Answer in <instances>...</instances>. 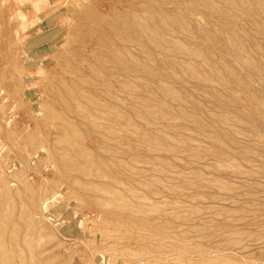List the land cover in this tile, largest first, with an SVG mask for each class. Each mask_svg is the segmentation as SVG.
I'll list each match as a JSON object with an SVG mask.
<instances>
[{
	"label": "rangeland",
	"instance_id": "374dc122",
	"mask_svg": "<svg viewBox=\"0 0 264 264\" xmlns=\"http://www.w3.org/2000/svg\"><path fill=\"white\" fill-rule=\"evenodd\" d=\"M251 2L0 0V264H264V72L227 42L234 75L190 71L199 31L264 45Z\"/></svg>",
	"mask_w": 264,
	"mask_h": 264
},
{
	"label": "bare ground",
	"instance_id": "6f19581e",
	"mask_svg": "<svg viewBox=\"0 0 264 264\" xmlns=\"http://www.w3.org/2000/svg\"><path fill=\"white\" fill-rule=\"evenodd\" d=\"M197 1V0H196ZM231 1V0H230ZM255 1V2H254ZM167 2V1H166ZM163 3V2H162ZM207 3H208V5H209V2L207 1ZM252 5H253V3H255L253 6L255 7L254 8V12H253V14H254V16H256L257 17V20H256V22H255V27H253V29L255 30L254 31V33L255 32H257L258 33V35L260 36V33H262L263 34V38H264V0H252ZM199 4V3H198ZM231 5H232V3H231ZM202 6V5H201ZM210 6V5H209ZM233 6V5H232ZM160 10L162 11V9L160 8ZM183 11V10H182ZM231 11V10H230ZM175 12V11H174ZM188 12V11H187ZM191 12H193V11H191ZM128 13V12H127ZM168 13V12H167ZM184 13V12H183ZM207 13V12H206ZM211 13V12H210ZM88 14V13H87ZM90 14V13H89ZM125 14V13H124ZM158 14V13H157ZM175 14V13H174ZM173 14V15H174ZM176 14H177V11H176ZM181 14V13H180ZM213 14V13H212ZM211 14V15H212ZM226 14V13H225ZM86 15V14H85ZM171 16V18L170 17H168V18H170V19H172L173 18V15H172V13L170 14ZM182 15V14H181ZM228 15V14H227ZM231 14H229V16H230ZM124 16V15H123ZM158 16V15H157ZM164 16H166V15H164ZM164 16L162 15V17H160V18H162V20H163V18H164ZM176 16V15H175ZM174 16V17H175ZM179 16V15H178ZM189 16V15H188ZM221 16H223V15H221ZM126 17H128V16H126ZM141 17H143V16H141ZM146 17H148L147 15H146ZM155 17V16H154ZM154 17H153V19H154ZM211 17H213V16H211ZM227 17V16H226ZM231 17V16H230ZM233 17V16H232ZM262 17V19H261V21H260V18ZM123 18H125V16L123 17ZM122 18V19H123ZM145 18V17H144ZM167 18V19H168ZM183 18V17H182ZM203 18V17H202ZM215 18V17H214ZM222 18V17H221ZM234 18V17H233ZM146 19V18H145ZM145 19H144V21H145ZM151 20V22L152 21H156V19L157 18H155L154 20ZM165 20H166V18H164ZM176 19H177V16H176ZM179 19V18H178ZM178 19L176 20V21H178ZM224 19V18H223ZM225 19H227V18H225ZM224 19V20H225ZM235 19V18H234ZM140 20V19H139ZM142 20H143V18H142ZM159 20V19H158ZM157 20V21H158ZM162 20H159L160 21V23H161V21ZM179 20H181V18L179 19ZM188 20V19H187ZM215 20H216V18H215ZM230 20H232V19H230ZM152 22V23H158V22ZM164 21V20H163ZM186 21V20H185ZM209 21V20H208ZM207 21V22H208ZM228 21V20H227ZM243 21V20H242ZM143 22V21H142ZM147 22V20L145 21V24H147L146 23ZM172 22H173V20H172ZM179 22V21H178ZM184 22V21H183ZM186 22H188V21H186ZM191 22V21H190ZM211 22H212V19H211ZM171 23L170 21L169 22H165V23H162L161 25L163 26V24H164V26H165V24H167L168 26H167V29H170V31H173V30H175V29H177V27L179 28H181V30L183 29V31L185 32V33H188V34H192V35H196L198 32L195 30L196 29V27H194V23H193V25H192V23L191 24H187V23H185V24H187V25H182V26H177V25H175L174 24V22H173V24H169ZM197 23V22H196ZM234 23V22H233ZM139 24H141V23H139ZM144 23L143 24H141V26L139 25V27H140V29L139 30H143V25H145ZM149 24V23H148ZM151 24V23H150ZM209 24H210V22H209ZM213 24H215V21H214V23ZM222 24V23H221ZM125 25V23L123 24V26ZM129 25V24H128ZM225 25V28L227 27L226 26V24H224V22H223V26ZM111 26V25H110ZM114 26V25H113ZM112 26V27H113ZM123 26H122V28L120 27V29L122 30L123 29ZM160 26V25H159ZM162 26H160L161 27V30H159V29H157V27L153 30V27L150 29V26L149 25H147V28L149 29V30H151L152 32H154V33H152V34H155V37H157L156 35H158L159 34V32L161 33V31H162V28L164 29V32H167V30L165 31V28L166 27H162ZM196 26V25H195ZM229 26V25H228ZM232 26V25H231ZM89 27V26H88ZM109 27V26H108ZM116 27V26H115ZM124 27H126V26H124ZM142 27V28H141ZM145 27H146V25H145ZM216 28H217V25L215 26ZM221 26L219 25V28H220ZM129 28V27H128ZM210 28H211V25H210ZM228 28V27H227ZM250 28H251V26H250ZM109 30L111 29V31H112V28H108ZM118 30V31H121V30ZM132 28H130L129 30H131ZM159 30V31H157V30ZM213 29V28H212ZM211 29V30H212ZM218 29V28H217ZM229 29V28H228ZM87 30H89L90 32H91V27L89 28V29H87ZM109 30H108V32H109ZM138 30V29H137ZM136 30V31H137ZM147 29H145V30H143V32L144 33H148L147 35H151V37H154V35H152V34H149V32L151 33V31H146ZM178 30V29H177ZM210 29H209V35L212 33V31H211ZM214 30H216L215 28H214ZM88 31V32H89ZM146 31V32H145ZM182 31V32H183ZM198 31H199V29H198ZM218 31V32H217ZM243 32H245L244 30H242ZM248 31V30H247ZM88 32H87V35L89 36L90 34H88ZM89 32V33H90ZM116 32V30H115V28H114V33ZM122 32H124V30L122 31ZM125 32H126V28H125ZM211 32V33H210ZM215 32H217V35H215L216 33ZM213 31V33H215L214 35V37H212V36H210V37H212V39H210V37L208 36V34L206 35L205 33H201V31H199V33L201 34L200 35V37L198 36L199 35V33H198V35L196 36V37H198L200 40H202V42H201V45H202V43L204 44V47H205V45L206 44H208V46H210L212 49H213V47L214 48H218V50H221L220 49V47L221 46H226L225 44L223 45L222 43H228L230 46H231V50L233 49L234 51H232V52H234L233 54H237V53H235L236 52V50H238V48H239V52H240V58L241 57H244V56H247V59H248V62H250L251 64H252V66H253V69L254 70H256V71H258V72H260L261 70L264 72V45H259V43H258V41H260L257 37L255 38L254 36H252V38H255L256 40H255V42H254V39H251V42H252V40H253V42H252V46H253V48H252V50H254L255 52H262V58L261 59H263V62H262V67L260 66V62H259V59L257 58V55L258 56H260L259 54H261L260 52L258 53V54H256V56L255 55H251L252 54V52H254V51H251V54H250V52L248 51V49L246 48L247 46H245V44H243V40H242V35H240L239 33H237V34H239V36L235 33V31L234 30H224V27H223V29L221 28V29H218V30H216V31ZM253 32V31H252ZM128 33V32H127ZM130 33V36L132 35V34H134L135 32H129ZM128 33V34H129ZM132 33V34H131ZM158 33V34H157ZM207 33V32H206ZM105 34V33H104ZM123 34V33H122ZM124 34H126V33H124ZM127 34V35H128ZM138 34H141V32L139 33V31H138ZM145 34V35H146ZM261 34V35H262ZM109 35H110V33H109ZM108 35V37H110L111 38V36H112V34L109 36ZM127 35H125V42L126 41H129V39L128 40H126V36ZM137 35V34H136ZM142 35L144 36V34L142 33ZM251 35V34H250ZM253 35V34H252ZM257 35V34H256ZM255 35V36H256ZM257 35V36H258ZM97 36V39H98V37H100V35H96ZM115 36V35H114ZM130 36H129V38H130ZM132 36H134V35H132ZM132 36H131V38H132ZM159 36H161V35H159ZM248 36V35H247ZM145 37V36H144ZM241 37V38H240ZM158 38V37H157ZM260 38V37H259ZM263 38H260V39H263ZM139 39V38H138ZM145 39H146V37H145ZM153 39V38H152ZM163 39V40H162ZM131 40V39H130ZM154 40H155V38H154ZM154 40H152V41H154ZM161 40V41H160ZM166 39H165V36H163V37H160V39L158 40H155L154 42H158V43H160V42H162L163 43V41H165ZM215 40V41H214ZM249 40V39H248ZM258 40V41H257ZM108 41V40H107ZM145 41V40H144ZM148 41H149V39H148ZM174 41V40H173ZM173 41H171L172 43H173ZM180 41H182V40H179V42ZM262 41V40H261ZM110 42V41H109ZM122 42H124V38H123V41ZM147 42V41H146ZM170 42V47H173L174 48V46H171V43ZM178 42V43H179ZM187 42V41H186ZM214 42H216V43H214ZM126 43H128V42H126ZM175 43H176V45H175ZM174 43V45H175V49H176V46H177V41ZM182 43V44H181ZM180 43V46H179V48L177 47V49H180L181 50V52H188V51H190V48H191V45H193V44H190V46H189V44H188V42H187V44H188V46L184 43V40H183V42H181ZM184 43V44H183ZM206 43V44H205ZM247 43L248 44H250V42L249 41H247ZM254 43V44H253ZM110 44V43H109ZM121 44V43H120ZM149 44H150V41H149ZM164 45H165V43H163ZM166 44H167V42H166ZM211 44H213V47H212V45ZM264 44V43H263ZM114 45V46H113ZM159 45V44H158ZM161 45V44H160ZM160 45H159V47H160ZM163 45V46H164ZM173 45V44H172ZM110 46H112L110 49H114L115 48V46H117V47H119L120 45H118V44H112V45H110ZM110 46H108V47H110ZM122 46H123V44H122ZM121 46V47H122ZM124 46H127L128 47V44L126 45V44H124ZM207 46V45H206ZM207 46V47H208ZM239 46V47H238ZM121 47H119V48H121ZM158 47V48H159ZM193 47H194V45H193ZM205 48V51H204V49L201 47V49H199V47L197 48V46H196V49H198V53L197 52H195L196 50L195 49H193V51H194V53L196 54H193V55H191V56H195V58H196V56H197V54L199 55V56H201L202 58H204V64H203V66H201V67H199L198 66V64L195 66L194 65V63H192L193 64V66H191L190 67V71H191V73L193 74V75H199V78H200V76H201V78L202 77H205V71H204V69L206 68V66H208V67H210L211 68V70L210 71H212V73L214 74V75H216V76H218V78L220 77V79H222V80H225V78L222 76V73L225 71V69H227V70H229V75L232 73V75H234L233 73L235 72V69L233 68V67H231L232 65H235V64H231V66L230 65H227V64H225L226 62H224V63H222V62H219V60H221V61H223V56H222V58L221 59H219V60H217L216 62L213 60L214 58H212L210 55L215 51H213L210 55L209 54H207V51H206V49L208 50L210 47H208V48ZM124 47H122V49H123ZM148 48H149V46H148ZM157 48V47H156ZM155 48V49H156ZM166 48H168L167 46H166ZM172 48V49H173ZM195 48V47H194ZM209 49L208 51H212V49ZM109 49V48H108ZM122 49L121 50H119L118 48H116L114 51H116V50H119V52H118V54H119V56H123L120 52H122ZM161 49H163V48H161ZM171 49V48H170ZM255 49H257V50H259V51H256ZM126 49H124V51H125ZM149 50V53L150 54H152L151 52H150V48L148 49ZM183 50V51H182ZM109 51V50H108ZM113 51V50H112ZM111 50L109 51V53L110 54H112L113 52H112ZM153 51V50H152ZM157 51V50H156ZM158 52V51H157ZM192 52V51H191ZM238 52V53H239ZM115 54H114V56L116 57V58H119V60L122 62V61H124V60H121L122 58L124 59V57H119V56H117L118 54L116 53V52H114ZM125 53H126V51H125ZM153 53H154V51H153ZM208 53H210V52H208ZM121 54V55H120ZM123 54H124V52H123ZM158 54V53H157ZM215 54H217V53H214V55ZM143 55H144V53H143ZM213 55V54H212ZM111 56V55H110ZM148 56H150V55H145V57L143 56V58H145L146 59V57H148ZM235 56V55H234ZM115 57H113L112 56V59L113 58H115ZM151 57H153L154 58V54H153V56L151 55L150 56V58ZM167 57V56H166ZM206 57V58H205ZM215 57H216V55H215ZM121 58V59H120ZM142 58V59H143ZM149 58V57H148ZM147 58V59H148ZM152 58V59H153ZM111 59V60H112ZM137 59V58H136ZM135 59V60H136ZM146 59V60H147ZM114 60V59H113ZM113 60L111 61L112 63H114V62H120V61H115L114 60V62H113ZM126 60H127V58H125V61L124 62H126ZM144 60V59H143ZM145 60V63H148V61H146ZM149 60V59H148ZM154 60V59H153ZM152 60V61H153ZM245 60H246V58H245ZM131 61V60H130ZM200 61V60H199ZM119 63V65L120 64H122V65H124L123 67H126L127 65H125V64H123V63ZM135 62V61H134ZM134 62H133V65H134ZM137 62V61H136ZM153 62H155V61H153ZM117 63V64H118ZM128 63V62H127ZM130 63V62H129ZM153 64V63H152ZM187 65L186 66H188V63H186ZM191 64V63H190ZM196 64V63H195ZM121 65V66H122ZM132 64H130V66H131ZM143 65V64H142ZM145 65V64H144ZM185 65V64H184ZM183 65V66H184ZM201 65H202V60H201ZM138 66H141L140 64H138ZM146 66V65H145ZM149 66H151L150 64H149ZM180 66V65H179ZM183 66L181 67L184 71L185 70H187L186 68H188V67H186V68H183ZM91 67V66H90ZM151 67H153V66H151ZM150 67V68H151ZM185 67V66H184ZM135 68H136V66H135ZM147 68V67H146ZM165 67H163L162 69L165 71V69H164ZM261 68V69H260ZM137 69H139V68H137ZM140 69H143L142 68V66H141V68ZM145 69V68H144ZM148 69V68H147ZM160 69V68H159ZM149 71H147V72H149V73H151L150 72V70H152V68L151 69H148ZM154 70V69H153ZM162 70V71H163ZM173 70L175 71V69H174V66H173ZM260 70V71H259ZM166 71H167V69H166ZM189 71V70H188ZM188 71H185V73L186 72H188ZM173 72V71H172ZM254 72L255 71H253V74H254ZM153 73V72H152ZM225 74H228V73H225ZM257 74H259V73H257ZM260 74H262L261 72H260ZM264 74V73H263ZM207 76H208V74H207ZM210 76H211V74H210ZM253 76V75H252ZM257 76H259V75H257ZM193 77H195V76H193ZM255 77V76H254ZM264 77V76H263ZM206 78V77H205ZM210 78V77H209ZM205 80V79H204ZM208 80H210V79H208ZM227 80V79H226ZM241 80V79H240ZM160 81V80H159ZM228 82V81H227ZM126 84V83H125ZM135 84V83H134ZM134 84H130L131 85V87H132V85H133V87H134ZM148 84V83H147ZM146 84V85H147ZM230 84V83H229ZM130 85H128V84H126V86L128 87V86H130ZM136 85H138L139 87L141 86V84L139 85L138 83L136 84ZM135 85V86H136ZM150 86V85H149ZM139 87H137L138 88V90L139 89H141V88H143L144 86L142 85V87L141 88H139ZM148 87V86H147ZM135 88V87H134ZM127 89H129V88H127ZM144 89V88H143ZM143 89H141V90H143ZM130 90V89H129ZM135 90V89H134ZM256 90V89H255ZM136 91V90H135ZM134 91V92H135ZM144 91V90H143ZM165 91V90H164ZM258 91V90H257ZM264 91V90H263ZM137 92V91H136ZM168 92V91H167ZM242 92V91H241ZM132 93H133V91H132ZM164 93V92H163ZM244 93V92H243ZM254 93H257V92H254ZM253 93V94H254ZM130 94H131V91H130ZM251 95V94H249L248 93V95L249 96H252V98H249L248 99V101L252 104L253 102H251V99L253 100V101H255V102H257V103H261L262 102V104H264V97H262L259 93V95H260V97H258L257 96V94H255V96L256 97H258V98H256V97H254V95ZM135 95H137L136 93L135 94H133V95H131V97L132 96H134L135 97ZM139 96L141 95V94H138ZM137 95V96H138ZM245 95V94H244ZM69 96H70V94H69ZM92 96V95H91ZM138 96V97H139ZM159 96V95H158ZM157 95L155 96V97H158ZM143 97V96H142ZM148 97V96H147ZM151 97V96H150ZM160 97V96H159ZM181 97V96H180ZM246 98H247V95L245 96ZM245 97H242V94H241V99L243 98H245ZM254 97V98H253ZM74 98H75V96H74ZM245 98V99H246ZM261 98V99H260ZM61 99H62V97H61ZM76 99H78V98H76ZM133 99V98H132ZM149 100H150V98H148ZM160 99H162L161 97H160ZM222 99V98H221ZM224 99V98H223ZM140 100H142L141 98H140ZM144 100V99H143ZM219 100V99H218ZM229 100V99H228ZM73 101V100H72ZM151 101V100H150ZM152 101H154L153 99H152ZM155 101H156V99H155ZM157 101L158 102H160L158 99H157ZM224 101V100H223ZM232 101V100H231ZM244 101V100H243ZM78 102H80V101H78ZM133 102V101H132ZM134 102H136V99H134ZM138 102V101H137ZM143 102V101H142ZM146 102V101H145ZM144 102V103H145ZM157 102V103H158ZM162 102L163 101H161L160 102V105L162 104ZM222 102V101H221ZM147 103H149V102H147ZM164 103V102H163ZM137 104V103H136ZM136 104H133V105H136ZM152 104V103H151ZM219 104V103H218ZM235 104V103H234ZM139 105V104H138ZM142 105H144V104H142ZM165 105V104H164ZM163 105V106H164ZM228 105V104H227ZM233 105V104H232ZM257 105V104H256ZM255 105V106H256ZM261 105V104H260ZM162 106V105H161ZM162 106V107H163ZM165 108L167 107L166 105L164 106ZM218 107H220V106H218ZM264 107V106H263ZM139 108V107H138ZM146 108H148V107H146ZM258 108V107H257ZM87 109V108H86ZM161 110V109H160ZM259 110V109H258ZM166 112H165V114H166V116H169L170 115V113H169V111H167V110H165ZM121 112V111H120ZM156 112H158V111H156ZM161 112L163 113V110H161ZM182 112H184V111H182ZM188 112V111H187ZM162 113H160L161 114V116H163L162 115ZM122 114H123V116H122ZM119 113V115L121 116V117H123L124 118V116L126 115H124V113ZM127 114H129V113H127ZM169 114V115H168ZM186 114V113H185ZM53 115V114H52ZM155 115H156V113H155ZM158 115V114H157ZM182 114H180V116H181ZM188 114H186V116H187ZM189 115H191V114H189ZM260 115V114H259ZM165 116V117H166ZM131 117H132V115H131ZM159 117V116H158ZM187 117H189V116H187ZM254 118V117H253ZM131 119V118H130ZM188 119V118H187ZM196 119H197V117H196ZM195 119V120H196ZM194 120V119H193ZM199 120V119H198ZM251 122V121H250ZM160 124V123H159ZM161 125V124H160ZM256 126V125H255ZM258 126H260L261 127V124L259 125L258 124ZM257 127V126H256ZM110 130H113V128L112 129H110ZM122 131V130H121ZM254 132V131H253ZM111 135V134H110ZM146 135H148V134H146ZM149 136V135H148ZM192 137V136H191ZM108 138V137H107ZM193 138V137H192ZM158 139V138H157ZM109 140V139H108ZM78 143V142H77ZM82 143V142H81ZM79 144V143H78ZM80 147H81V145H80ZM82 149V148H81ZM199 151V150H198ZM115 152V151H114ZM81 159V158H80ZM92 159H94V158H92ZM93 161V160H92ZM96 161V160H95ZM70 162V161H69ZM134 163V162H133ZM72 164V163H71ZM95 166H98V165H95ZM109 166V165H108ZM120 167H121V165H120ZM77 168V167H76ZM79 169V168H78ZM94 174H96V173H94ZM100 176V175H99ZM112 179V178H111ZM115 180H116V177H115ZM136 181V180H135ZM127 184V183H126ZM122 185V184H121ZM118 195H119V193H118ZM110 200V199H109ZM121 202V201H120ZM131 204V203H130ZM186 208V207H185ZM129 209V208H128ZM110 220V219H109ZM240 220V219H239ZM114 223V222H113ZM239 225V224H238ZM242 225V224H241ZM123 236V235H122ZM256 241H258V240H256ZM256 241H253V242H256ZM252 244H254V243H252ZM255 245V244H254ZM257 245V244H256ZM253 246V245H252ZM232 249V248H231ZM5 257V256H4ZM209 257V256H208ZM255 262H257V261H255ZM253 264H255L254 263V261H253Z\"/></svg>",
	"mask_w": 264,
	"mask_h": 264
}]
</instances>
